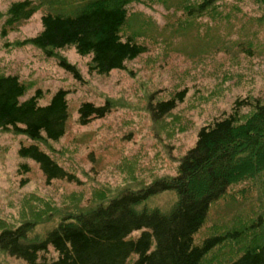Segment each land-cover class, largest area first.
Returning a JSON list of instances; mask_svg holds the SVG:
<instances>
[{
    "label": "trees",
    "instance_id": "16d2710c",
    "mask_svg": "<svg viewBox=\"0 0 264 264\" xmlns=\"http://www.w3.org/2000/svg\"><path fill=\"white\" fill-rule=\"evenodd\" d=\"M61 1L65 0L11 3L5 13L0 12V21L4 18L2 37L43 7L50 9ZM72 1L78 7L73 14L46 13L41 20L42 31L24 41L21 47L31 45L47 58L56 57L61 67L78 79L76 68L57 55L59 50L74 48L79 56L89 59L90 72L100 76L125 71L126 63L149 52L138 39L124 34L133 17L129 15L128 6L148 0ZM226 1L203 0L195 5L190 0L182 1L177 11L186 17L191 27L178 21L181 32L177 33L183 35L187 28L192 30V22L205 19L211 24L204 28L208 31L211 26L217 28L223 23L220 8ZM234 1L248 9L264 10V0ZM182 25L186 26L184 32ZM27 91L18 76L0 75V134L26 137L30 144L21 145L18 155L37 163L47 184L52 181L76 183L79 170H67L53 154L43 150L45 144L58 142L66 135L68 92L60 90L48 105L41 106L40 90L21 101ZM188 93L184 88L172 92L167 100L149 97L147 104L152 120L170 124V120L178 117L176 110ZM233 96H237V91ZM114 110L111 100L102 106L84 103L78 111V123L88 126ZM176 162L174 174L152 173L150 183L143 188L124 184L122 192L113 198L95 196L84 200L81 206L76 203L74 206H79V210L65 213L45 237L31 239L35 228L32 221L1 227L0 254L24 264H264V93L238 97L230 104L228 112L221 111L201 126L194 146ZM18 166L22 182H28V178L23 177L30 172L29 166ZM199 178L205 185V193L195 199L188 190ZM244 183H251L253 191L262 199L253 203V212L241 213V207L235 215L223 217L225 221L219 219L211 227L207 226L213 209L235 188L239 191L230 202L244 201ZM167 195L174 200L168 209L149 206L155 198ZM85 202L88 203L86 208ZM238 213L242 219L234 221ZM48 218L50 212L43 211L42 219ZM205 230L210 233L202 236L200 242L196 240ZM138 232V238H131Z\"/></svg>",
    "mask_w": 264,
    "mask_h": 264
},
{
    "label": "rangeland",
    "instance_id": "374dc122",
    "mask_svg": "<svg viewBox=\"0 0 264 264\" xmlns=\"http://www.w3.org/2000/svg\"><path fill=\"white\" fill-rule=\"evenodd\" d=\"M14 1L18 0H0V12L5 13ZM182 1L185 0H148L128 6L133 17L124 34L138 39L149 52L126 63L125 71L100 76L90 72L88 58H80L73 50L59 52L75 66L79 80L60 67L57 59L47 60L32 46L21 47L24 41L40 33L41 17L50 12L48 7L6 37L1 35L4 18L0 21V75H16L27 86L21 101L40 90V103L47 105L59 89L71 92L66 135L58 142L45 144L43 150L53 154L67 170H79L76 183L54 181L47 185L38 166L28 161L31 172L23 177L29 180L24 183L18 175V163L23 160L18 158L17 151L20 143L26 144L28 140L0 134V230L3 226L32 221L35 228L31 239L45 237L65 213L79 210L84 200L95 196L113 198L122 192L124 184L143 188L150 183L152 173L173 174L176 160L194 146L199 128L221 111H229L232 90L239 91V98L264 93V10L240 7L234 0L224 2L220 8L222 22L229 24L211 26L207 33H211L213 40L203 41L200 38L206 32L204 26L211 24L207 19L192 22V30H200V37L191 34V28L183 35L176 34L178 21L190 26L177 11ZM77 8L75 1L67 2L58 13L73 14ZM186 26H181L183 32ZM240 43L243 46L238 47ZM244 48H250V53L243 52ZM184 88L189 93L176 110L178 117L168 125L166 121L152 120L149 97L167 100L172 92ZM110 100L115 104L110 115L86 127L78 123L77 110L82 102L102 105ZM251 183L243 185V202H230L239 189L231 191L213 209L207 226L219 219L225 221L223 217L235 215L241 207V213L253 212V203L262 199ZM188 192L195 199L204 195L201 178L189 185ZM173 201L171 196H160L149 206L166 210ZM76 203L79 206H74ZM87 204L83 206L86 208ZM45 210L50 212L48 220L42 219ZM236 219H242L240 213ZM208 233L209 230L203 231L196 240L200 242ZM139 235L140 232L133 237ZM0 264L24 263L0 254Z\"/></svg>",
    "mask_w": 264,
    "mask_h": 264
}]
</instances>
